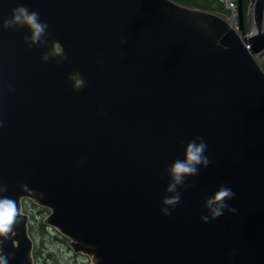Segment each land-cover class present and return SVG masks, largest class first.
<instances>
[{
	"label": "water",
	"instance_id": "water-1",
	"mask_svg": "<svg viewBox=\"0 0 264 264\" xmlns=\"http://www.w3.org/2000/svg\"><path fill=\"white\" fill-rule=\"evenodd\" d=\"M237 5L239 35L171 0H0V198L19 212L0 237L8 264H34L23 198L90 264H264V0H249L242 38ZM21 6L48 24L31 47L27 26L2 27ZM197 137L210 164L165 217V170ZM221 186L238 211L204 224Z\"/></svg>",
	"mask_w": 264,
	"mask_h": 264
},
{
	"label": "clouds",
	"instance_id": "clouds-1",
	"mask_svg": "<svg viewBox=\"0 0 264 264\" xmlns=\"http://www.w3.org/2000/svg\"><path fill=\"white\" fill-rule=\"evenodd\" d=\"M27 26L31 30L29 47L40 42L41 37L47 32L48 24L40 21L39 13L36 11H29L25 7H17L12 10L11 18L3 22V29L7 30L14 27ZM26 41L29 37L25 38ZM59 45L55 46L54 52H49L43 57L45 61H48L50 57L56 55ZM75 82V88L79 90L84 81L79 74H74L70 77ZM208 145L203 137H197L188 142L184 159H176L173 161L170 167L165 171L169 175L170 180L166 188V193H173L174 195H166L161 208L163 216L168 217L172 214L169 210H174L181 202V194L178 191V186L185 183V177H192L199 175V167L203 166L207 168L210 164L208 156L205 155ZM6 191V189H3ZM235 198V193L230 187L221 186L211 197L206 200L205 207L210 212V215H204L201 217V221L204 224L209 223L211 220H215L222 217L225 210H228L232 214L237 213L236 208H229L227 201ZM19 212L17 210L16 201L10 197L0 198V237L8 238L15 235L14 226L17 223ZM0 264H8V258L4 255H0Z\"/></svg>",
	"mask_w": 264,
	"mask_h": 264
},
{
	"label": "rangeland",
	"instance_id": "rangeland-1",
	"mask_svg": "<svg viewBox=\"0 0 264 264\" xmlns=\"http://www.w3.org/2000/svg\"><path fill=\"white\" fill-rule=\"evenodd\" d=\"M249 0H242L243 12H244V34L249 33L251 22L246 19V7ZM237 15L238 5L237 3ZM214 8L218 15H226V10L223 11V5L216 1ZM264 67V61H262ZM22 213L29 216L28 228L29 236L33 241V249L36 246L38 248V259H34V264H90L91 260L82 254L75 253L69 247V242L59 232L44 224V219L49 214L48 209L40 208L35 205L31 200H22Z\"/></svg>",
	"mask_w": 264,
	"mask_h": 264
},
{
	"label": "trees",
	"instance_id": "trees-1",
	"mask_svg": "<svg viewBox=\"0 0 264 264\" xmlns=\"http://www.w3.org/2000/svg\"><path fill=\"white\" fill-rule=\"evenodd\" d=\"M178 5L187 8H196L204 12H216L214 8V4L216 3L215 0H172ZM31 231V228H29ZM38 248L35 246L33 249V258L38 259Z\"/></svg>",
	"mask_w": 264,
	"mask_h": 264
},
{
	"label": "built area",
	"instance_id": "built-area-1",
	"mask_svg": "<svg viewBox=\"0 0 264 264\" xmlns=\"http://www.w3.org/2000/svg\"><path fill=\"white\" fill-rule=\"evenodd\" d=\"M224 4L225 9L228 11V16L226 18L229 26L234 31L238 32L239 27L237 24V9L236 0H219Z\"/></svg>",
	"mask_w": 264,
	"mask_h": 264
},
{
	"label": "flooded vegetation",
	"instance_id": "flooded-vegetation-1",
	"mask_svg": "<svg viewBox=\"0 0 264 264\" xmlns=\"http://www.w3.org/2000/svg\"><path fill=\"white\" fill-rule=\"evenodd\" d=\"M249 2V1H248ZM248 5V4H247ZM247 8V7H246Z\"/></svg>",
	"mask_w": 264,
	"mask_h": 264
}]
</instances>
